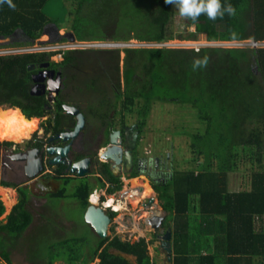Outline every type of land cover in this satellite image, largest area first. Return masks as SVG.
I'll return each mask as SVG.
<instances>
[{
  "label": "trees",
  "instance_id": "obj_1",
  "mask_svg": "<svg viewBox=\"0 0 264 264\" xmlns=\"http://www.w3.org/2000/svg\"><path fill=\"white\" fill-rule=\"evenodd\" d=\"M48 1L11 0L15 9L0 3V39H13L10 46L16 47L35 42L50 24L44 12ZM221 3H231L236 14L215 21L202 15L196 23L183 18L194 32L178 40H194L202 34L209 43L264 42V0ZM71 4L75 5L69 11L71 34L77 41L162 44L172 40L166 34L170 8L164 0H72ZM19 34L21 38L15 39ZM122 52L121 75L120 50L66 52L62 62L50 64L97 68L92 74L81 68L78 87L94 95L99 106L92 109L95 104L89 102L87 109L100 117H106V104L122 124L126 115H135L142 132L152 101L158 100L189 105L205 124L204 131L193 134L189 143L196 155L192 165L172 169L170 178L153 185L158 207L166 213L161 229L170 230L171 264H194V259L198 264H254V259L255 264H264V48L153 47ZM204 56L208 57L207 67L193 71V60ZM48 58L43 54L0 57V104L18 106L27 118L42 116L45 98L30 93L34 70L28 67L49 62ZM0 145L12 147L14 143ZM240 147L253 170L250 188L234 192L229 191L227 179L237 168ZM104 167L112 183L107 193L119 191L122 183L107 165ZM70 179L64 178L58 196L66 194ZM0 186L19 192L18 204L0 220V259L10 264L6 237L21 236L32 218L26 209V190L5 180H0ZM90 189L81 182L71 193L82 211L88 207ZM4 211L0 203V216ZM107 215L111 220L116 216L113 212ZM152 243L143 238L122 241L114 235L97 239L90 246L88 238L73 236L53 242L41 256L43 264H54L58 259L64 264H88L94 259H98L95 264H130L124 256L109 252L113 249L134 256L136 264H153L148 253ZM203 249L205 255L201 254Z\"/></svg>",
  "mask_w": 264,
  "mask_h": 264
},
{
  "label": "rangeland",
  "instance_id": "obj_2",
  "mask_svg": "<svg viewBox=\"0 0 264 264\" xmlns=\"http://www.w3.org/2000/svg\"><path fill=\"white\" fill-rule=\"evenodd\" d=\"M72 0H49L45 7L44 12L50 21L48 27L54 29L53 25L57 24L60 29L57 31L56 35L50 37L46 32L42 33L37 42H56L60 41L61 38L67 39L68 35L72 33L71 24L72 17L69 18V11L71 5L73 8L75 5L71 4ZM170 8V19L167 25L166 34H170L172 40L166 42L167 46L165 48L171 49H193L206 48V47H220L223 42L219 43H209L206 41L205 35L197 34L194 40H178L177 37H182L187 35V33L194 32V27L185 26L183 17L178 13V10L169 4ZM55 30V29H54ZM20 34L17 35L15 39H19ZM21 38V37H20ZM13 39H0V56H5L7 52L12 53L13 50H19L23 46H10ZM250 40H246L241 43L244 46L240 48H247L251 45ZM115 43V42H113ZM136 41L131 40L128 42V47L130 48H143L136 47ZM6 45V47H4ZM212 45V46H210ZM252 46V45H251ZM234 46H223L222 48H233ZM239 47V46H235ZM153 48V47H147ZM159 48V47H155ZM122 49V50H124ZM101 51H107L98 49ZM116 50V49H112ZM120 49L119 53V75H121L122 70V60L124 54ZM109 51V50H108ZM16 56V55H8ZM94 67H83L86 74L94 73ZM81 82H77L80 84ZM71 90V89H70ZM71 96L74 100H77L81 105L87 102V95L75 92L71 90ZM97 100H91L90 104H94ZM0 108H9V105L0 104ZM197 112L195 109L190 108L189 105L185 103L170 102V101H158L153 100L150 108V112L146 118V126L144 127L143 139L141 144L143 147L149 149L151 153L155 156L160 155L162 158L167 155V165L169 166L168 172L173 170H184L192 165V159L196 157L192 153V148L189 147L190 141H192V135L196 133H202L205 129V124L197 119ZM39 120V119H38ZM36 120V125L37 121ZM133 120V118H128ZM29 138V137H28ZM24 139L22 142H14L9 140H3L2 142H13L15 144H20L24 146L25 142L28 140ZM5 147L0 145V148ZM241 149V147H240ZM240 157L237 161V168L233 172L228 173V189L229 190H248L250 188V177L253 170L251 160L247 154L240 150ZM17 166H24V162H16ZM6 179L10 182L21 184L27 192V204L26 209L30 213L32 221L25 232L16 238H8L5 240V248L10 254V264H43L44 256H41V252H46V247H48L53 242L63 240L73 236H84L89 239L90 246H93L97 236L91 231L90 227L85 224L82 215L84 211L78 206V201H76L71 195H68L72 191L71 184L66 188V196L63 198H56L49 195V193L55 192L58 187H54L48 190H41L40 187H36L24 175V171L20 170L17 174L10 172L8 176L0 175V180ZM131 180L136 182V186H142V188L148 183L147 180L143 178H134ZM125 180L122 189H129L134 187L131 181L128 183ZM144 181V182H143ZM122 189L114 195L105 194V198L114 197L118 198L114 201V205L120 207L119 212L113 218L109 226L108 237L113 235H118L122 241L134 242L141 237L146 235L149 237L151 232L145 231L144 218L148 216L149 211H142L141 207L134 204L133 198L130 195L122 193ZM121 193V197L118 194ZM94 206L101 205V200L97 199L99 194V188L97 192H92L89 197ZM155 192L152 194L154 195ZM124 197V198H123ZM123 198V199H122ZM129 198V199H128ZM103 199V200H106ZM122 199V200H119ZM19 192L14 187H4L0 186V203L4 207V213L0 216V220H4L8 214L12 211L13 207L18 203ZM90 200V199H89ZM112 203V198L108 201L110 205ZM155 203V201H154ZM134 205V206H133ZM157 207V200L155 203ZM154 211H158L154 208ZM111 211V210H110ZM116 221L122 222L121 225H128V229H122L123 232H116L118 228L115 224ZM134 222V223H133ZM135 227V228H134ZM139 230H137V228ZM118 230V229H117ZM147 230V229H146ZM114 231V232H113ZM151 237V236H150ZM155 240V238H153ZM153 244V243H152ZM110 253L122 254L125 258L129 259L130 264H135L134 257L119 253L113 249L109 250ZM98 259H94L88 264H95ZM0 264H7L3 259H0ZM54 264H64L61 259H58Z\"/></svg>",
  "mask_w": 264,
  "mask_h": 264
},
{
  "label": "flooded vegetation",
  "instance_id": "obj_3",
  "mask_svg": "<svg viewBox=\"0 0 264 264\" xmlns=\"http://www.w3.org/2000/svg\"><path fill=\"white\" fill-rule=\"evenodd\" d=\"M54 29L52 30L50 27L46 26L43 29V33L46 32L50 35V37H52L57 33V30ZM64 54L65 53H62L61 57H57V54L50 56L48 58L49 62H46L49 65L46 67L42 66L45 63L38 64L37 66L30 65L34 67L32 69L34 72L31 76L39 74L38 79L41 80L40 84H44L46 88L49 87L51 95L49 96L48 91L36 94L44 96L45 98L43 115L34 117L39 120L37 121L36 128L30 134L24 146L14 143L12 147L7 146L0 148V175L8 176L10 172L17 174L20 170L24 171L27 160L33 161L34 159H38L41 164L39 172L33 178H28L25 172L24 175L28 179V182H31L36 187H40L41 190L58 187L61 183L55 192L49 193L50 196L56 198L65 197L67 194L66 190V194L62 197L58 196L57 193L63 185L64 178L70 177L71 179L66 187L71 184L72 191L75 185L81 182H86L91 188L89 195L92 192H97V189L99 188L97 199H106L105 194L114 195L116 192L112 194L107 193V189L112 186V183L109 180L108 174L105 172L104 166L107 165L109 171L110 167L109 163L102 158V154L105 152L107 147L111 146V135L114 132H118L119 135L116 138L117 146L121 149V155L124 157V153L127 150L125 147V141L132 139V136L128 139L127 136L136 132L135 143L133 148L130 150L132 157L131 168L125 170L124 164H122L119 170L114 169L117 176H114L112 171H110V173L113 177L118 178V180L122 183V186L125 180H128L127 182L129 183L131 180H135L134 178H143V180H147L153 194V185H159L164 182L165 178L168 177L167 170L169 166L167 165L166 160L168 158L167 155L164 156V158L160 155L155 156L149 149L143 147L141 141L143 139L144 127L141 132L139 122H137L135 115H126V121L122 124L120 121L121 118L117 116L114 117L113 110H108V106L106 104L103 105V108L106 110L105 118L100 117V113H91L93 110L87 109V105L91 100H95V97L93 94L88 95L85 91H81L80 87H78L81 83L77 84V82H82L80 77L83 74V70L81 68L84 66L65 65L56 67L50 64H58L62 62ZM72 75H74V78H70ZM73 84H75L74 88H72ZM32 85H34V83ZM70 89L72 91L79 92V95L80 93L87 95L88 100L84 104L85 106L81 105L77 100H74L73 97H69L72 93ZM55 90H57V92H55ZM94 104L95 106L92 109L98 108L99 103L95 101ZM77 113H82L84 116L83 127L79 130V132L67 139L57 137L61 133L71 134L77 123ZM129 117L133 118V120L128 121ZM65 146H67V150L63 156L49 154L47 151L48 147L63 148ZM24 154L28 157L27 160L23 161L24 166H17L16 162L22 161L16 160V157ZM55 157L61 161L52 163L51 160ZM82 160H87V173L81 176L77 174L78 169L76 170L75 168V171L72 172L71 168L73 164H77ZM67 161L70 162L69 165ZM2 180L8 181L6 179ZM142 189V186H136L133 190H131V188L126 190L122 189L121 192L132 197V195L139 196ZM72 191L68 195H71ZM152 194L150 197L153 196L155 198L156 194ZM93 195L94 194L88 197V205L91 203L90 200ZM120 195L121 193L118 194L119 197H121ZM73 198L75 199V197ZM111 198L114 199V197ZM117 199L118 198L114 199V201ZM75 200L78 201L77 199ZM146 203L147 199L144 197L139 201L137 206L141 207L142 211H147L148 209L143 207Z\"/></svg>",
  "mask_w": 264,
  "mask_h": 264
},
{
  "label": "water",
  "instance_id": "obj_4",
  "mask_svg": "<svg viewBox=\"0 0 264 264\" xmlns=\"http://www.w3.org/2000/svg\"><path fill=\"white\" fill-rule=\"evenodd\" d=\"M68 38H70V42L74 41V37L72 34L68 35ZM48 63L43 64L42 66L46 67L48 66ZM34 67L29 66L28 70H32ZM39 74L32 75V81L34 85H32L30 89V93L32 94H40L42 92L48 91L49 96L51 95V90L45 87L44 84H40L41 80L38 79ZM57 92V90H55ZM10 108H18V106H10ZM20 109V108H19ZM21 110V109H20ZM22 112V110H21ZM78 112V111H77ZM23 113V112H22ZM24 115V114H23ZM25 116V115H24ZM77 123L72 130L71 134L68 133H61L57 137L67 139L71 138V136L76 135L79 130L83 127L84 123V116L82 113H77L76 115ZM118 132H114L110 137V143L111 146L107 147L105 152L102 154V158L106 160L109 163L110 171H112L114 176H117V173L114 171V169L119 170L120 166L124 164L125 170L131 168L132 163V157H131V149L134 146L135 138H136V132H134L131 135L127 136V139L132 136L131 140L125 141V147L127 150L124 153V157L121 155V149L117 146V136ZM67 150V146L63 148H56V147H48L47 151L49 154H57V155H64ZM118 153V154H117ZM28 157L24 155H20L16 157V160L25 161ZM61 160H58V158H53L51 160L52 163L60 162ZM69 165V161H67ZM87 160H82L78 162L77 164H73L71 171L74 172L75 168L77 170L78 175H84L87 173ZM41 169L40 160L34 159L33 161L27 160L24 172L28 178H33ZM171 172L167 173V178H170ZM145 209L155 208L156 205L154 203V197L151 196L147 199V203L143 206ZM157 215L155 213H150L148 216L144 218V225L150 228L151 232L155 234V239L157 241L158 249L163 252V264H170V254H171V248H170V230H162L161 225L165 217V213L163 211H157ZM83 220L85 224H87L91 231L94 233L95 236H97L98 239H106L108 237L109 232V226L111 223V219L107 215L106 211L98 206H94L93 204L89 203L88 207L86 208L84 214H83Z\"/></svg>",
  "mask_w": 264,
  "mask_h": 264
},
{
  "label": "built area",
  "instance_id": "obj_5",
  "mask_svg": "<svg viewBox=\"0 0 264 264\" xmlns=\"http://www.w3.org/2000/svg\"><path fill=\"white\" fill-rule=\"evenodd\" d=\"M241 43L242 42H223L220 47H223L226 45V46H234L233 48H240V46H244V44L241 45ZM251 45L249 47L253 48V49L254 48H264V42H251ZM135 46L136 47H143V48H147V47H159V48H161V47H166L167 44L166 43H162V44L137 43V44H135ZM210 46H212V45H210ZM235 46H239V47H235ZM124 47H128V46L125 44H119V43L91 42V41H83V42L74 41L73 43H71V42H65V43H59V42L38 43V42H35L32 45L24 46L22 49L13 50L12 53L7 52L5 56H8V55L18 56V55H27V54H48V55L53 56L54 54H57V57H61L62 53L66 52V51L98 50V49L112 50V49H123ZM194 49L197 50L198 48L195 47ZM110 199L111 198H108L106 200H101V205H98V207L103 208L105 211L109 210L107 212H113L116 214L119 211H117L116 208L112 206L114 203V199L112 200V203L110 205L108 204V201ZM146 199H148V198H146ZM153 210H155V209L150 208L147 211H149V214H150V213H153ZM154 212L156 215L158 214L157 210ZM112 220H111V222H112ZM115 224L118 227L117 228L118 230L116 229L117 233H118V231L123 232L122 229H124V228L128 229L127 224L121 225L122 222L120 223L119 221H116ZM144 226H146V225H144ZM115 236H118V235H115Z\"/></svg>",
  "mask_w": 264,
  "mask_h": 264
},
{
  "label": "clouds",
  "instance_id": "obj_6",
  "mask_svg": "<svg viewBox=\"0 0 264 264\" xmlns=\"http://www.w3.org/2000/svg\"><path fill=\"white\" fill-rule=\"evenodd\" d=\"M5 2L8 3L9 7L15 9V5L12 4L11 0H0V3H5ZM164 2H165V4L173 5L178 10V13L181 17H183L187 20H190L193 23H196L202 15L206 16L211 21H215L217 19H223L226 14L228 16H234L236 14V9L233 7V5L231 3H223L222 4L221 0H164ZM46 26H48V25H46ZM54 28L57 30L56 26H54ZM37 40H39V38ZM37 40L35 42H37ZM69 40H70V38H67L65 41H57V42L65 43V42H70ZM74 41H77V40L74 39ZM35 42H33V43H35ZM73 42H71V43H73ZM77 42H81V41H77ZM105 42H107V41H105ZM38 43H49V42H38ZM108 43H113V42H108ZM32 44H30V45H32ZM119 44H125L126 45L128 43H119ZM24 46H28V45H24ZM130 49H132V48H130ZM133 49H135V48H133ZM116 50H120V49H116ZM76 51H83V50H76ZM66 52H71V51H66ZM66 52H64V53H66ZM27 55H38V54H27ZM43 55H47L48 57L51 56L48 54H43ZM18 56H24V55H18ZM0 57H16V56H0ZM207 65H208V57L207 56H204L202 58L198 57V58H195L193 60L192 69H193V71H196L198 69L206 68ZM5 105H7V104H5ZM9 108H10V106H9ZM106 213H107V211H106Z\"/></svg>",
  "mask_w": 264,
  "mask_h": 264
},
{
  "label": "bare ground",
  "instance_id": "obj_7",
  "mask_svg": "<svg viewBox=\"0 0 264 264\" xmlns=\"http://www.w3.org/2000/svg\"><path fill=\"white\" fill-rule=\"evenodd\" d=\"M36 120L35 118L27 119L19 108H0V141L9 140L17 143L22 142L24 139H27L36 128ZM131 183L136 184L134 181H131ZM142 190L143 192L139 197L133 195L131 197V199L133 198V200H135V205H137L142 198L148 196L144 189ZM114 207L119 211L120 207L116 205H114Z\"/></svg>",
  "mask_w": 264,
  "mask_h": 264
},
{
  "label": "crops",
  "instance_id": "obj_8",
  "mask_svg": "<svg viewBox=\"0 0 264 264\" xmlns=\"http://www.w3.org/2000/svg\"><path fill=\"white\" fill-rule=\"evenodd\" d=\"M133 186L135 187V184H133ZM134 187L132 188V190L134 189ZM143 189H144V191L147 193V195L148 196H146V198H148V197H150V195L152 194V193H150L149 192V190H148V187H147V184L143 187ZM229 191H233V190H229ZM237 190H235L234 192H236ZM239 191V190H238ZM142 192H143V190H142ZM142 192H140V194L142 193ZM132 195V194H131ZM140 196V195H139ZM139 196H136V197H139ZM154 200H155V203H156V197L154 198ZM155 208H159L158 207V203H157V207H155ZM161 211V209L159 208L158 209V211ZM148 215V214H147ZM165 217H166V213H165ZM164 217V218H165ZM134 223V222H133ZM146 228H145V231H147V233L148 232H151V230L147 227V226H145ZM135 228V227H134ZM259 227H257V229H258ZM147 229V230H146ZM137 230H139L138 228H137ZM149 234V233H148ZM151 236V237H150ZM140 238H143V239H145V241L146 242H149V241H153V244H151L149 247H148V253H149V255L152 257V259H153V264H163V262H164V260H163V252H161L159 249H158V245H157V241H156V239L155 240H153V238H155V234H153L152 232L149 234V237H147V239H146V235H144V237H141L140 236ZM139 238V239H140ZM136 241H138V240H136ZM201 254L202 255H205L206 254V251L203 249L202 251H201ZM120 255H122V254H120ZM123 256V255H122ZM130 256H132V255H130ZM194 257H193V259L194 258H197V255L195 254V255H193ZM132 257H134V256H132ZM129 260V259H128ZM130 261V260H129ZM134 261H135V258H134ZM193 262H194V264H198V262H197V260H193ZM192 262V263H193ZM253 262H254V264H255V262H256V259H254L253 260ZM136 264V263H135ZM170 264H171V261H170ZM249 264H251V262L249 261Z\"/></svg>",
  "mask_w": 264,
  "mask_h": 264
}]
</instances>
